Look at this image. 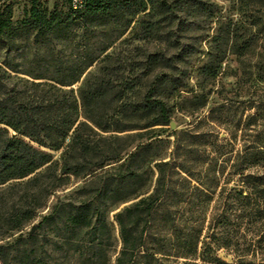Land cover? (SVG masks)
Instances as JSON below:
<instances>
[{
    "label": "trees",
    "instance_id": "trees-1",
    "mask_svg": "<svg viewBox=\"0 0 264 264\" xmlns=\"http://www.w3.org/2000/svg\"><path fill=\"white\" fill-rule=\"evenodd\" d=\"M236 2L255 11L247 24L211 0H33L17 23L0 8V264H50V252L77 264L223 263L219 249L264 264L253 247L264 241L253 233L264 229V175L240 169L244 188L215 200L223 168L201 175L180 135L162 137L174 110L206 105L228 54L261 47L264 0ZM253 149L250 166H264V146ZM231 220L251 233L237 236Z\"/></svg>",
    "mask_w": 264,
    "mask_h": 264
},
{
    "label": "rangeland",
    "instance_id": "rangeland-1",
    "mask_svg": "<svg viewBox=\"0 0 264 264\" xmlns=\"http://www.w3.org/2000/svg\"><path fill=\"white\" fill-rule=\"evenodd\" d=\"M32 1L0 0V8L8 6L11 10V20L13 23H17L24 19ZM36 1L42 7L52 9L55 5L58 7L66 5L69 0ZM211 1L215 3L216 10L224 19H240L247 24L250 21L248 15L255 13L252 9L247 11V14H243V11L238 10L237 0ZM257 43L262 47L264 39L258 40ZM145 46L147 50H153L155 47L152 42ZM261 47L255 48L254 53L241 58L228 54L217 77L210 80L205 88V92L208 93L206 105L192 114L174 110L173 122L175 126L174 128L171 126L165 127L166 131L162 135V137L169 139L171 143L177 135H180V140L186 147L180 152L181 157H184L183 159L189 167L201 170L200 166L202 165L201 175L204 174L203 167L204 169L207 168L210 163H215L217 168H223V173L217 181L218 185L213 197L215 200L220 193L223 194V197L226 196L227 190L231 187L240 189L245 186L240 176V169H244V173L264 175V166H250L254 146H264V80L257 77L255 66L258 58L256 53L263 51ZM200 49L203 52L205 51V48ZM200 56L203 57V54ZM205 60L206 58L203 59V61ZM187 68L190 70L189 65ZM192 86L191 84L189 88ZM253 114L254 116L249 118ZM173 133L174 135H172ZM169 147H171L170 144ZM54 155L57 157L58 152H54ZM232 164L238 165V173H233ZM79 185L80 182H77L65 191L68 192ZM214 201L209 205L210 208L214 205ZM39 218L34 223H37ZM234 222L237 223L235 220ZM234 222L231 220L233 224L229 227L234 234L239 230L237 236L242 234L248 236L251 233L245 230V225L237 229L234 227ZM28 229L27 227L26 230ZM255 231L253 233L259 235L264 232V229L259 232ZM239 245L244 244L240 243ZM253 247H259L256 259L263 260L264 254L261 251L264 248V241ZM239 248H242V246ZM213 254L219 257L223 263L199 261L197 264H238L236 255L240 254V251L235 253L231 250L219 249L214 251ZM60 255V252H50L47 259L50 264H77L76 255L70 253L65 257Z\"/></svg>",
    "mask_w": 264,
    "mask_h": 264
},
{
    "label": "water",
    "instance_id": "water-1",
    "mask_svg": "<svg viewBox=\"0 0 264 264\" xmlns=\"http://www.w3.org/2000/svg\"><path fill=\"white\" fill-rule=\"evenodd\" d=\"M170 126L172 128H174V126H175L174 122H171ZM35 229H36V226L34 224H32L30 229H29V234H31L33 231H35Z\"/></svg>",
    "mask_w": 264,
    "mask_h": 264
},
{
    "label": "built area",
    "instance_id": "built-area-1",
    "mask_svg": "<svg viewBox=\"0 0 264 264\" xmlns=\"http://www.w3.org/2000/svg\"><path fill=\"white\" fill-rule=\"evenodd\" d=\"M81 0H72L73 7H77L80 4Z\"/></svg>",
    "mask_w": 264,
    "mask_h": 264
}]
</instances>
